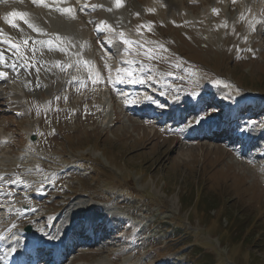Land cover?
I'll return each instance as SVG.
<instances>
[{
    "label": "rangeland",
    "instance_id": "obj_1",
    "mask_svg": "<svg viewBox=\"0 0 264 264\" xmlns=\"http://www.w3.org/2000/svg\"><path fill=\"white\" fill-rule=\"evenodd\" d=\"M81 2L70 13L46 9L48 24L32 7L37 30L13 27L37 50L21 55L30 68L20 80H0V196L3 186L13 195L0 201V264L10 261L6 241L26 239L27 226L30 238L79 245L61 264H264V0H112L101 28L100 10ZM72 14L90 34L76 33ZM47 25L57 39L42 47L34 38ZM131 56L152 65V98L166 92L192 106L182 124H154L127 107L146 92L117 94L114 75L125 77ZM199 92L206 103L196 113ZM190 113L246 118L258 138H201L211 126L184 137Z\"/></svg>",
    "mask_w": 264,
    "mask_h": 264
},
{
    "label": "bare ground",
    "instance_id": "obj_2",
    "mask_svg": "<svg viewBox=\"0 0 264 264\" xmlns=\"http://www.w3.org/2000/svg\"><path fill=\"white\" fill-rule=\"evenodd\" d=\"M68 1H70V3L68 4L67 2H66V0H45V2H46V6H43L42 4H39V3H34L33 2V0H8V1H6V2H0V13H3L4 15H3V17L0 19V26L1 25H3L4 26V30H5V36H4V38H6V37H8V35H9V32L11 31V34H12V37H13V39L14 40H18L17 39V35H15L14 34V32L16 31V29H13V26L10 24V23H8V21L9 20H12L13 22L14 21H18V23L19 22H21V19L17 16V17H15V18H10L9 16H10V11H15V12H20V13H24V14H26V16L25 17H27V18H31L30 16H32V10H31V8L32 7H34V8H37V10L39 9L40 10V12H42V13H40L39 11V14H38V16H39V18H41V19H43L44 21H46L47 23L46 24H48V21H49V19L48 20H45V12H46V9H48V8H50V9H48V10H50L49 12L50 13H52V14H54L53 12H57V11H60V10H57L56 9V7L57 6H59L61 9L62 8H72V11H74V9H76L75 7V3H74V1H73V3L71 2L72 0H68ZM79 2L80 1H84L85 2V4H87L88 5V7L91 9V10H97L96 11V13L98 12V10H100L99 11V13H100V15L102 16V18L104 17V18H106V17H108V13H107V10L108 9H111V6H110V1H112V0H78ZM136 2H138V1H136ZM141 2V1H140ZM139 3V2H138ZM142 3V2H141ZM165 3H168L169 5H172V6H177V5H179V0H165ZM168 5V6H169ZM180 6V5H179ZM178 6V7H179ZM170 7V6H169ZM55 8V9H54ZM112 10V9H111ZM48 12V11H47ZM61 12V11H60ZM113 12V11H112ZM34 13V12H33ZM37 13V12H36ZM114 13V12H113ZM75 14H77V13H75ZM115 14V13H114ZM37 15V14H36ZM36 15H33L34 17H36V18H38ZM68 16H69V14H67ZM112 15V14H111ZM59 16H62V15H59ZM66 16V15H65ZM99 16V15H98ZM113 16V15H112ZM111 16V17H112ZM115 16V15H114ZM33 17V18H34ZM70 17H72L71 18V20L69 21V22H71L72 24H75V25H77V32L76 33H82L81 34V36L83 35V34H86V33H89L88 32V29L86 28V25L85 24H83V23H80V20L78 19V16H76V15H70ZM70 17H67L66 16V18H70ZM33 18H31L30 20H32ZM39 18H38V20H37V22L36 23H38V21H40L39 20ZM57 19V18H56ZM109 19V18H108ZM60 20H62L61 19V17H58V19H57V21H60ZM115 20V19H114ZM42 22V21H41ZM40 22V23H41ZM52 22H54L53 20H52ZM15 23V22H14ZM107 23V22H106ZM112 23V22H111ZM5 24H7V26H5ZM42 24V23H41ZM40 24V25H41ZM39 25V26H40ZM71 25V24H70ZM97 25V24H96ZM48 26V25H47ZM46 29H48V30H46ZM45 30L46 31H48L47 32V35L46 36H42L41 35V37H36V38H34L35 39V42H36V44L37 45H40V46H42V47H45V38H48V37H50L51 39L52 38H54L55 36H56V33H54V31H53V28H51L50 26H48V28H46ZM28 30V29H27ZM72 30H74V28H72ZM39 31H41L40 29H39ZM25 32V31H24ZM29 33V32H28ZM27 33V34H28ZM76 33H74V34H76ZM33 34V33H32ZM41 34V33H40ZM73 34V33H72ZM90 34V33H89ZM31 35V34H30ZM34 36V35H33ZM88 36V35H87ZM90 36V35H89ZM88 36V37H89ZM71 37V36H70ZM73 37V36H72ZM85 37V36H84ZM82 38V37H81ZM81 38L79 39V41L81 40ZM20 39V38H19ZM90 38H88V40H89ZM20 42V41H19ZM89 42V41H88ZM87 42V43H88ZM34 43V42H33ZM90 43H92L91 42V40H90V42L88 43L89 45H90ZM87 45V44H86ZM81 46V45H80ZM41 48V47H40ZM86 52V51H85ZM84 55H86V54H84L83 53V56ZM88 56V55H87ZM90 57V56H89ZM0 68H2V66L0 65ZM99 73V71L96 69L95 70V74L96 73ZM97 73V74H98ZM100 75V74H99ZM132 87H134V85H131V87H128V88H132ZM128 94V93H127ZM146 97H147V94L145 95ZM136 101V100H135ZM178 105H179V108L182 110V109H184L183 111H186L189 107H188V104L187 103H185L184 101H182V100H178ZM185 103V104H184ZM206 102L205 101H203V102H198V107L200 106L199 104H202V107H203V105L205 104ZM182 111V112H183ZM179 112H181V111H179ZM181 112V117H183V113ZM199 116V115H198ZM198 116H196L195 115V119L198 117ZM203 116V115H202ZM231 115H227V117H230ZM173 117H175L174 118V120H175V123H178L179 122V120L178 119H180V114L179 115H176V116H173ZM228 119V118H227ZM202 122L200 123V124H198L197 125V127L199 128V127H201V126H205L204 128L206 129V126H211V127H209V128H207V130L208 131H206L205 130V132L203 131V130H201V131H203V137H205V138H211V137H213V138H216L217 136H219L220 134H222L223 132H226L227 134H231V132H230V130H232L233 132L235 131V130H233L232 128H229V127H226L225 126V123H223V126H221V127H218V128H216V129H220V130H218V131H214V129H213V127H215V126H212L213 124H215V123H219V122H215V121H213V122H205L206 120L205 119H202L201 120ZM221 122V121H220ZM149 123H151V122H149ZM237 125V123L235 122L234 124H233V126L234 125ZM226 127V128H225ZM223 128V129H222ZM222 129V130H221ZM221 131V132H220ZM181 132V131H180ZM189 132H193V131H189ZM209 132H211V133H209ZM183 133V132H182ZM197 133V132H196ZM215 133V134H214ZM198 134V133H197ZM2 135V134H1ZM206 135V136H205ZM211 135H216L215 137L214 136H211ZM208 136V137H207ZM254 136L256 137L257 136V134H254ZM178 137H183V136H179L178 135ZM195 138V137H194ZM234 138H236L237 139V141L240 139L239 137H238V135H236ZM233 138V139H234ZM258 138V137H257ZM257 138H254V140H256ZM254 140H252V142H255ZM240 141V140H239ZM232 142H234L233 140H232ZM214 148H215V146H213ZM188 148V147H187ZM196 147H191V148H188V150H187V155L189 154H191L193 151H194V149H195ZM211 148H212V146H211ZM185 153V154H186ZM85 211H82V213H84ZM90 212V210H88V213ZM81 213V214H82ZM80 214V215H81ZM82 216V215H81ZM87 219H88V216H87ZM9 226V225H8ZM7 226V227H8ZM27 233H29V232H27ZM65 233H66V230H65ZM64 233V234H65ZM32 233H29V235H31ZM28 235V236H29ZM67 235H69V234H67ZM82 235H84L83 234V232H82ZM22 236V235H21ZM27 236V238L26 239H23V242L22 243H16V244H12V246L11 247H16V248H18L19 250H21V249H23V244L24 243H26V241L29 243V245H31V246H36V245H38L39 243H41V241L43 240V239H39V240H34V238H30V236L28 237ZM63 237V239L61 238V236H60V234H58V235H56V237H54L53 235L52 236H50V237H46L45 239L46 240H44V241H46V243L49 245V246H54L55 244H54V242L55 241H58V242H61V245L62 246H64L65 247V250H67V248H68V241H67V243L64 241V236H62ZM12 241V240H11ZM35 241V242H34ZM8 245V244H7ZM58 245H56V247H57ZM70 249V248H69ZM43 252V250L41 249L40 250V253H42ZM6 254H7V256L9 257V259H10V262H12V257L10 256V249H8V248H6ZM5 254V255H6ZM61 263V262H60Z\"/></svg>",
    "mask_w": 264,
    "mask_h": 264
},
{
    "label": "snow or ice",
    "instance_id": "obj_3",
    "mask_svg": "<svg viewBox=\"0 0 264 264\" xmlns=\"http://www.w3.org/2000/svg\"><path fill=\"white\" fill-rule=\"evenodd\" d=\"M34 3H39V4H44L45 0H33ZM122 4V0H115V5L116 7H120ZM61 12H65V13H70L72 12V8H62L59 9ZM13 17H19L21 20H25V22H27V20L25 19L26 14L24 13H20V12H13L10 14ZM8 23L12 24V26L16 27L17 25L12 21L9 20ZM125 44H130V42L128 40L124 41ZM0 62H3L2 59H0ZM127 71V70H125ZM0 75H4V73H0ZM120 79L121 82H127L130 84H136V83H143V80H137L135 78H133V73L131 71H127V79L125 80L124 77H118ZM204 116H198L195 120V123L198 124L202 119H204ZM12 252H16V249L13 248Z\"/></svg>",
    "mask_w": 264,
    "mask_h": 264
},
{
    "label": "trees",
    "instance_id": "obj_4",
    "mask_svg": "<svg viewBox=\"0 0 264 264\" xmlns=\"http://www.w3.org/2000/svg\"><path fill=\"white\" fill-rule=\"evenodd\" d=\"M208 259H206V258H204V261H206V262H210V261H207Z\"/></svg>",
    "mask_w": 264,
    "mask_h": 264
}]
</instances>
